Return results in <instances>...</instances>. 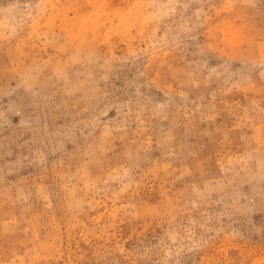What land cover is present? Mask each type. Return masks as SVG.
<instances>
[{
	"label": "rangeland",
	"instance_id": "374dc122",
	"mask_svg": "<svg viewBox=\"0 0 264 264\" xmlns=\"http://www.w3.org/2000/svg\"><path fill=\"white\" fill-rule=\"evenodd\" d=\"M0 264H264V0H0Z\"/></svg>",
	"mask_w": 264,
	"mask_h": 264
}]
</instances>
